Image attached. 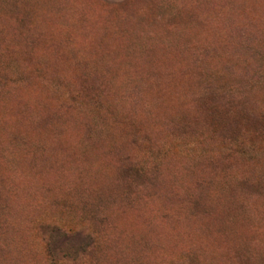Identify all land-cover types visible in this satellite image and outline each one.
I'll use <instances>...</instances> for the list:
<instances>
[{"label":"rangeland","instance_id":"obj_1","mask_svg":"<svg viewBox=\"0 0 264 264\" xmlns=\"http://www.w3.org/2000/svg\"><path fill=\"white\" fill-rule=\"evenodd\" d=\"M0 264H264V0H0Z\"/></svg>","mask_w":264,"mask_h":264},{"label":"trees","instance_id":"obj_2","mask_svg":"<svg viewBox=\"0 0 264 264\" xmlns=\"http://www.w3.org/2000/svg\"><path fill=\"white\" fill-rule=\"evenodd\" d=\"M45 230L48 232L50 239H51V246L52 242H59L60 246H64L70 243V240H72L75 236L80 239L78 243V249L81 247H89L94 245L95 239L92 237L91 234L85 233L84 231H77V233L72 234L73 232L71 230H67L66 228L62 226H57L52 223L47 224V228ZM67 242V243H66Z\"/></svg>","mask_w":264,"mask_h":264}]
</instances>
